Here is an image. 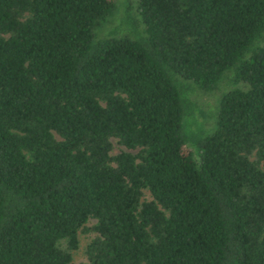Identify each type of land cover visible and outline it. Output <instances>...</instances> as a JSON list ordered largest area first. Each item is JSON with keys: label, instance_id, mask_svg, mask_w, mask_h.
<instances>
[{"label": "trees", "instance_id": "obj_1", "mask_svg": "<svg viewBox=\"0 0 264 264\" xmlns=\"http://www.w3.org/2000/svg\"><path fill=\"white\" fill-rule=\"evenodd\" d=\"M134 4L0 0V264H264V0Z\"/></svg>", "mask_w": 264, "mask_h": 264}, {"label": "rangeland", "instance_id": "obj_2", "mask_svg": "<svg viewBox=\"0 0 264 264\" xmlns=\"http://www.w3.org/2000/svg\"><path fill=\"white\" fill-rule=\"evenodd\" d=\"M136 0H116L118 7L117 11L112 15L106 23L101 25L99 29L95 30L97 38L101 36V34H113L114 36H120L123 34H130V22L134 19V7L131 9L132 13H124V15L120 16V6L129 3H135ZM135 6V4H134ZM123 14V13H122ZM121 14V15H122ZM120 17L124 18L125 23H120ZM123 23V22H122ZM226 80V79H225ZM223 81L222 84L215 90L209 92L199 91L197 94V101L199 103V109L201 110V117L197 119L198 123H202L203 130L205 133L211 132L216 124V112H217V103L222 94L231 87H239L245 88L244 82H239L237 84H230L227 81ZM82 255L79 254L74 264H79L82 261Z\"/></svg>", "mask_w": 264, "mask_h": 264}]
</instances>
